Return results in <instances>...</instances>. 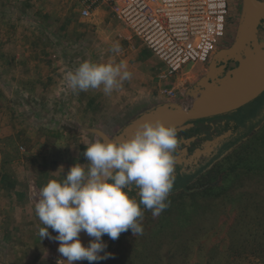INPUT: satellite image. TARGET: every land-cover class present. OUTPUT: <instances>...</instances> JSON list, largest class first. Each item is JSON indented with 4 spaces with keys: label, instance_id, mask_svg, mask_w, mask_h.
Returning <instances> with one entry per match:
<instances>
[{
    "label": "rangeland",
    "instance_id": "rangeland-1",
    "mask_svg": "<svg viewBox=\"0 0 264 264\" xmlns=\"http://www.w3.org/2000/svg\"><path fill=\"white\" fill-rule=\"evenodd\" d=\"M243 7L244 0H228L226 32L218 46L236 38ZM78 13L71 0H0V54L14 58L11 64L0 58V264H66V258L58 252L59 241L54 239L57 233L49 228L53 238L42 239L39 235L44 225L36 214L35 204L42 187L50 180H62L75 163H87L83 156L87 144L101 138L94 129L114 138L125 126L159 104L175 103L190 107L195 99L190 95V89L200 78L197 76L205 72L204 64L196 65L193 70L188 64L180 84H176L177 98L172 101L144 100L140 97L127 102L116 96L120 87L110 95H106L102 87L76 94L78 90L73 91L65 77L68 71L74 70L84 60L97 63L127 61L125 64L129 71L134 67L132 64L138 65L136 56L125 48L128 43L119 34L117 21H108L103 30L98 31L96 23L83 19ZM115 42L121 46L118 55L111 51ZM160 63L154 72L168 73L166 65ZM141 70L145 73V68ZM172 77L169 76L168 82L175 85ZM123 82V85L127 83ZM263 95L252 101L250 107L262 102ZM89 96L93 97L89 99ZM244 110L246 108L236 110L233 115ZM5 155L14 160L4 162ZM60 166H63V171ZM4 171L14 180L13 188L3 183ZM247 184L249 192L255 191L254 184ZM177 197L176 202L181 201L182 195ZM177 205L174 202L169 206L168 203L167 210L176 212ZM226 207L221 206L220 211L229 212L231 216H226V212L223 214L227 218L219 213L214 217L207 214L200 225H210L211 221L213 224L222 223L225 229L227 225H235L231 219L235 215L231 204ZM142 211L139 223L143 233L134 236L131 229L122 232L114 241L105 264H133L135 251L143 250V254L147 255L154 247L159 254L158 264H172L176 260L173 244L177 245L178 239L169 230L174 222V212L164 219L168 233L164 230L158 233L161 213L154 217L151 210L142 208ZM215 238L207 237L210 242ZM200 239L196 242L201 243ZM234 239L236 233L225 242L228 244L225 245L226 252L232 253L227 264H264L263 258L252 253L249 244L240 248L246 260L236 259L237 253L229 243ZM200 247V244L194 245V252L186 249L179 257L181 262L190 264L184 259H194L193 263L202 258Z\"/></svg>",
    "mask_w": 264,
    "mask_h": 264
},
{
    "label": "clouds",
    "instance_id": "clouds-1",
    "mask_svg": "<svg viewBox=\"0 0 264 264\" xmlns=\"http://www.w3.org/2000/svg\"><path fill=\"white\" fill-rule=\"evenodd\" d=\"M111 51L121 52L119 42ZM131 76L124 62L84 60L65 78L73 91L102 87L110 95ZM178 144L176 125L160 119L143 121L127 139L99 138L87 144L83 152L87 163H75L62 180H50L40 191L35 211L44 225L41 238H53L49 228L55 231L58 252L67 264L108 258L111 254L104 252L102 240L105 234L113 240L129 229L134 236L140 235L141 205L154 217L168 207ZM133 189L139 199L129 194ZM82 231L94 238L87 246L80 239Z\"/></svg>",
    "mask_w": 264,
    "mask_h": 264
},
{
    "label": "trees",
    "instance_id": "trees-1",
    "mask_svg": "<svg viewBox=\"0 0 264 264\" xmlns=\"http://www.w3.org/2000/svg\"><path fill=\"white\" fill-rule=\"evenodd\" d=\"M0 58L4 59L7 64L14 61V58H7L5 53H1ZM257 125H260L257 130L252 129L249 135L238 141L237 144H233V147L231 145L228 152L214 162L213 165L204 166L196 175L192 174L185 181L182 176L178 177V179L183 180L176 181L166 203H169L170 206L175 202L179 208L175 210L176 212L166 208L158 217V231L160 230L158 233L164 231L168 233L164 219L168 214L174 212V222L170 225L169 230L174 234L173 237L178 239V244H173L176 260L172 264H184L179 258L181 254L186 249L194 252V245L198 244L201 245L200 253L202 254L200 255L202 258H198V261L193 263L194 259L191 261L184 260L190 264H227L228 260L232 258V253L226 252L225 245L228 244L225 242L226 239H231L234 233H236V239L229 241V243L231 242L230 247L237 253L235 254L236 259L238 258L239 261L246 260L241 255L240 248L249 244L248 247L252 249V253L255 252L257 256L264 260V122H257L254 128ZM12 159H10V155L3 157L4 162ZM2 181L6 186L14 187V180L6 171L2 173ZM247 183L254 184L256 186L254 187L255 191L249 192ZM176 190L179 191L176 192ZM178 194L182 195V199L176 202ZM230 204L231 209L234 210L233 213H235L231 218L235 225H227L226 229L222 223L213 224L212 221L210 225L203 227L200 225V221L207 214L209 217H214L217 213L224 215L223 213L226 211H220V207L230 206ZM226 209L228 208L226 207ZM225 215L231 216L232 214L226 212ZM225 215L224 218H227ZM235 227H238V229L236 230ZM226 234L227 237H224ZM240 234L243 236L238 240ZM220 235L222 236L219 237ZM215 236L213 242L207 239V237L212 238ZM199 239L201 243L196 242ZM113 244L108 249V253L111 251ZM150 244L153 243H148V245ZM207 244L210 245L207 246ZM140 251L134 252L136 255L133 264H146L147 262V264H158L159 254L155 251V247L147 255L143 254V250ZM115 256L117 257V255ZM224 256L226 258L225 262ZM105 261L106 259L97 262L105 264Z\"/></svg>",
    "mask_w": 264,
    "mask_h": 264
},
{
    "label": "built area",
    "instance_id": "built-area-1",
    "mask_svg": "<svg viewBox=\"0 0 264 264\" xmlns=\"http://www.w3.org/2000/svg\"><path fill=\"white\" fill-rule=\"evenodd\" d=\"M79 15L91 17L106 8L131 34L167 67L163 93L177 98L170 75L184 72L188 64H206L226 32L228 0H73Z\"/></svg>",
    "mask_w": 264,
    "mask_h": 264
},
{
    "label": "water",
    "instance_id": "water-1",
    "mask_svg": "<svg viewBox=\"0 0 264 264\" xmlns=\"http://www.w3.org/2000/svg\"><path fill=\"white\" fill-rule=\"evenodd\" d=\"M260 24L264 25V0H244L243 14L234 43L229 48L217 50L213 55L207 74L190 89V94L195 97L190 107L175 103L159 104L125 126L114 138L102 130L93 131L106 140H123L131 137L145 120L160 119L166 124H175L176 127L184 126L186 122L232 112L254 101L264 93V39L260 45ZM229 60L238 61V65L223 78L219 77L223 71L218 64ZM218 67L219 71H215ZM220 139L221 136L216 142ZM79 236L87 246L91 237L83 231ZM84 263L85 260L74 262Z\"/></svg>",
    "mask_w": 264,
    "mask_h": 264
},
{
    "label": "flooded vegetation",
    "instance_id": "flooded-vegetation-1",
    "mask_svg": "<svg viewBox=\"0 0 264 264\" xmlns=\"http://www.w3.org/2000/svg\"><path fill=\"white\" fill-rule=\"evenodd\" d=\"M258 30L259 44L262 45V39H264V25L260 24ZM234 40L225 43L223 46L219 45L217 50L231 47ZM252 48L254 47L252 46ZM211 61L212 59L203 65L205 72L200 76L198 75L197 78H202L207 74ZM236 65H238V61L233 60L219 63L218 66L223 71L219 74V77L223 78V76L226 73L231 72ZM219 67L215 69V71H219ZM195 74L198 73L196 72ZM200 78L198 80H200ZM263 94L264 93L260 96ZM251 103L252 102L237 109L240 110L241 108H246L241 114L238 113L233 115L236 111L235 110L212 117L186 122L184 126H177L179 144L174 153L175 166L173 173L176 180L182 181L183 179H178V177L182 176L185 181V179L187 180L192 174L196 175L204 166L213 165L214 162L228 152V148H230L231 145V147H233L238 141L249 135L257 122H264V100L259 102L255 107H250L249 104ZM220 136L222 139L216 142ZM174 187L175 184L173 188ZM129 194L139 199L137 190L133 189ZM141 208H143L142 205ZM92 239L94 238L91 237L90 241ZM102 240L106 244L104 252L108 253V249L113 244L114 240L107 234L102 237ZM87 263L89 264V262L85 260L84 264ZM92 264H99V262L94 261Z\"/></svg>",
    "mask_w": 264,
    "mask_h": 264
},
{
    "label": "crops",
    "instance_id": "crops-1",
    "mask_svg": "<svg viewBox=\"0 0 264 264\" xmlns=\"http://www.w3.org/2000/svg\"><path fill=\"white\" fill-rule=\"evenodd\" d=\"M71 1L73 2V0ZM110 15L112 14L106 8L100 7L95 10L94 14L91 17L87 19H90L92 20V22L96 23L98 25V31H102L104 28V24H107L108 21H117L114 16L110 17ZM116 27L120 28L119 34L124 39H126L128 43V46L124 47L126 49H129L132 56L135 55L136 59L138 60V65L137 63L132 64L134 67H131V79L125 80L127 82L125 85H123L124 82H122L120 90H118L120 92H116V96L121 99L124 98V100H126L127 102H129V100L133 101L140 97H142L144 100L153 99L157 101H172L173 99L167 98L163 93V89L167 81L165 79H161V73L154 72L156 68L161 65L160 62L162 61L139 39L135 38L131 34L129 29L125 28L119 22L117 23ZM125 63L127 64V61H125ZM143 68H145V73L141 72V69ZM193 68H195V66H193L191 70H193ZM190 71H188L187 73H189ZM183 73L184 72H182L181 74L174 75V77H172L171 81L175 83V86L176 84H180V79L184 76ZM82 92L85 94V91ZM82 92L78 90V93H75L83 94ZM92 97L93 96H89V99H91Z\"/></svg>",
    "mask_w": 264,
    "mask_h": 264
}]
</instances>
